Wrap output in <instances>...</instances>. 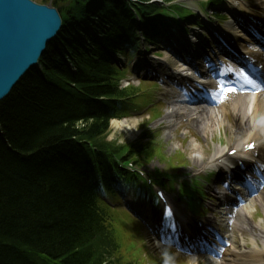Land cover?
Segmentation results:
<instances>
[{
	"label": "trees",
	"instance_id": "trees-1",
	"mask_svg": "<svg viewBox=\"0 0 264 264\" xmlns=\"http://www.w3.org/2000/svg\"><path fill=\"white\" fill-rule=\"evenodd\" d=\"M43 1L62 29L0 103V264H120L102 197L139 191L113 156L127 150L138 161L152 151L104 141L109 119L136 94L118 89L126 68L110 55H133L125 48L137 45L135 15L146 40L155 37L149 17L158 10L151 0Z\"/></svg>",
	"mask_w": 264,
	"mask_h": 264
},
{
	"label": "bare ground",
	"instance_id": "bare-ground-1",
	"mask_svg": "<svg viewBox=\"0 0 264 264\" xmlns=\"http://www.w3.org/2000/svg\"><path fill=\"white\" fill-rule=\"evenodd\" d=\"M226 1L232 7H235V9H233L235 15L249 19L253 24H256L253 13L264 17V0ZM255 28L259 29L260 32H264L262 28ZM226 39H231L235 43H239L237 36L234 34L232 35L226 32ZM247 53L250 52L247 51ZM147 62L152 65L151 60H148ZM145 68H147V66H145ZM174 75L176 76L177 81L179 80L177 85L178 88L182 85L191 84V82L185 81V79L179 74L178 69L174 70ZM164 76L165 74L163 72H159L160 78H163ZM220 89V86H216L212 89L208 87L206 90L209 96H211L210 101L217 105V108L214 110L202 107H197L194 110H188L184 109L183 107H179L177 109H172L171 112L166 114V118L168 116H176L178 120L186 119L187 121H190L191 124L200 127L204 135L211 137L213 136L214 130L216 128H221L223 126V122H225V120L230 117L231 123H229V121L227 123L225 122L226 127L230 130V134L233 137H239L240 135L244 136V139H238L240 141H237L233 145L229 143L227 150L225 147L222 152L213 151L212 156L202 157V154H208L210 151L208 149L205 151H200L199 147L190 146L191 153L200 155V157L195 158L194 160V165H198L200 168H207L210 166L216 167L217 163L220 161L234 159L241 160L244 157L242 153L237 152L232 158H229L227 153L233 149H236L237 151L238 149L242 150L247 144L251 142H254L258 146H261L264 143V137L260 136L258 133L259 129H262L264 132V90L260 91L255 96L242 95L240 97L234 98L233 95L230 96V94H228V97L219 99L217 96L221 95ZM206 97L207 98L204 99V101H209L207 95ZM180 112L182 113L179 114ZM135 126V121H132L130 125L123 122L118 123L116 121H112L110 124L111 129L119 132H129L134 129ZM248 173H250V171H248L246 174ZM241 180L243 181V179ZM256 191L257 189H255V193ZM252 202H257L264 210V187H261L258 196ZM230 209L231 207H229L227 210L229 211ZM174 210L177 212L179 211V208ZM232 219L234 220L233 227L236 230L242 234H250V236H254L252 249L255 250H249L246 246L244 247V251L241 252H237L229 247L223 248V246L228 245V242L222 238L216 243V248H219V245H223L216 253L217 264H264V246L261 244L262 239H257L262 232L258 226H253L250 223L247 213V205L245 204L239 210H233ZM152 220V223L155 222L156 224H159L156 214L153 215ZM163 239L165 240V238ZM211 243L215 244L214 241H211ZM230 244L237 248V245L233 241L230 242ZM260 245L262 249H260Z\"/></svg>",
	"mask_w": 264,
	"mask_h": 264
},
{
	"label": "water",
	"instance_id": "water-1",
	"mask_svg": "<svg viewBox=\"0 0 264 264\" xmlns=\"http://www.w3.org/2000/svg\"><path fill=\"white\" fill-rule=\"evenodd\" d=\"M60 30V15L50 5L0 0V102L37 66Z\"/></svg>",
	"mask_w": 264,
	"mask_h": 264
},
{
	"label": "rangeland",
	"instance_id": "rangeland-1",
	"mask_svg": "<svg viewBox=\"0 0 264 264\" xmlns=\"http://www.w3.org/2000/svg\"><path fill=\"white\" fill-rule=\"evenodd\" d=\"M34 2L38 3V4H43L45 1L43 0H33ZM158 4H160V0H156ZM196 7V6H195ZM198 7V5H197ZM152 50H148L147 53H140L139 55H137L131 62L130 69H129V77L125 80L124 83H132L134 85L138 84V81L141 79L139 76H136L135 74H132L131 72H135L138 71L140 65H137L141 59L143 58H148L150 59V57H153V55L158 52V50L156 51V48H151ZM152 51V52H151ZM171 63V60H168ZM119 62L123 63L124 60L119 58ZM143 66V65H142ZM172 66V63H171ZM165 93V90L161 91V95ZM128 122V120H126ZM134 121L136 122V126L134 129H132L131 131H126V132H119V131H115L112 130L110 128V131L108 133V141H115L118 140L120 143L123 142H133L136 141L139 138L140 135V130H141V124H142V118H136L134 119ZM129 124V122H128ZM161 125V123H157L155 124V126L151 127V130L153 131L158 130L159 126ZM163 130L161 132L160 135V145L164 148L165 150V155L168 157H173V156H177L179 153H181L183 155V159L185 164L181 167L178 168L177 170H172L168 167V162L164 161L162 162L159 159H155L154 161H152L151 163H149L147 166V169H150L151 171H159L160 173H164V172H168L169 174H172L173 176H180V175H185L188 176L192 173L197 172L198 170L195 171H190V168L192 166V158L194 157V155L191 152H188L187 150L189 149L188 146H186L184 143H182L181 141H179V136L177 134H173L172 132H170V129H166L164 127H162ZM219 131H223V133H221L220 137H219ZM200 132V131H199ZM199 137L201 136V133L199 135ZM229 138L231 141L232 139L230 138V132L228 130H224L222 127L218 130L215 131L213 134V140H211L209 137H206L205 139H203L201 142V148L205 149L206 146L210 147V148H215L216 146H218L219 143L224 144L226 143V140ZM200 146V145H198ZM179 152V153H178ZM175 158V157H174ZM197 169V168H196ZM120 199H122L123 201V197L119 196ZM127 199V197L125 198V200ZM126 202V201H125ZM125 202L123 201L121 203V207L124 209H127L125 207ZM148 204V203H147ZM149 206V204H148ZM120 217H114V222L116 225H118V228H122V227H126L128 229V231H130V236L132 237H138L139 234H137L136 231H134V227L133 224L121 219L119 220ZM144 242L139 243L138 246H144V252L142 253V256L146 258L147 260V264H152L149 260L151 258L160 260V258H164V256H160L158 255L157 251H156V246H155V242L148 236V231L146 232L145 230L142 233ZM160 256V257H159ZM211 260V259H210ZM203 261V260H198ZM179 262H181L182 264H196L197 261L193 260V259H181L179 260ZM205 261L204 264H207Z\"/></svg>",
	"mask_w": 264,
	"mask_h": 264
}]
</instances>
